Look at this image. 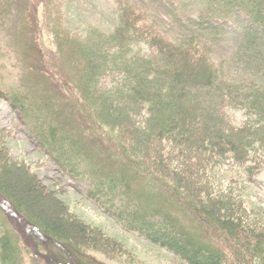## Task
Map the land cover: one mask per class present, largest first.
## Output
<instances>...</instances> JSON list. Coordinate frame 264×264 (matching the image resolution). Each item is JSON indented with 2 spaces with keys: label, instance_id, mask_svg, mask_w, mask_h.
I'll return each instance as SVG.
<instances>
[{
  "label": "trees",
  "instance_id": "obj_1",
  "mask_svg": "<svg viewBox=\"0 0 264 264\" xmlns=\"http://www.w3.org/2000/svg\"><path fill=\"white\" fill-rule=\"evenodd\" d=\"M263 4L206 0L204 8L214 21L240 12L248 19L234 59L253 77L228 75L213 61L205 31L214 32V21H191L202 33L170 39L132 1L117 0L115 28L88 25L82 40L56 12L53 89L38 76L24 89L0 88V97L80 191L127 230L184 264H264V209L246 208L237 182L222 191L216 178L233 171L246 184L264 171ZM12 5L0 0L1 16ZM8 135L0 129V202L10 213L0 217V264L124 263L121 244L66 205L62 216L41 208L38 177L10 156Z\"/></svg>",
  "mask_w": 264,
  "mask_h": 264
},
{
  "label": "rangeland",
  "instance_id": "obj_2",
  "mask_svg": "<svg viewBox=\"0 0 264 264\" xmlns=\"http://www.w3.org/2000/svg\"><path fill=\"white\" fill-rule=\"evenodd\" d=\"M130 1L147 14V22L170 39H175L182 30L202 33L198 32L199 28L192 26L191 21L193 24L195 21L204 20V24L214 21L204 12L206 0ZM48 2L49 0H13L9 12L2 16L0 13V88L24 89L25 84L30 85L32 77L35 79L39 76L45 87L53 89L52 82L56 80L55 74L59 70L60 61L57 48L55 50V44L50 41L49 29L55 24L56 12L60 13V22L62 20L63 24L77 32L75 36L78 40L84 39V27L88 25L98 26L103 31L110 32L118 23L117 0ZM247 20L242 12L232 14L224 20L214 21V32L206 28L208 35L204 33L212 43L213 61L217 65L223 63L221 67L228 75L239 77L245 73L248 77H253L248 69L234 59ZM144 51L147 52V49ZM62 74L64 77L70 76L64 69ZM227 112L236 120H240L241 112L235 109H228ZM17 121L16 111L0 97V129L9 130L8 138L4 141L5 147L13 159L24 162L38 177L42 186L38 199L41 208L52 214L54 212L56 216H62L65 208L63 205H66L79 221L103 230L109 238L121 244L125 255L128 256L122 264H184L174 253L127 230L111 214L90 201L80 191V187L75 185V180L61 171L46 149L30 137L29 129L18 125ZM234 177L233 171L219 173L216 178L217 183L222 185L220 189L226 191L234 180L237 182L235 187L241 193L243 206L262 211L264 171L256 176L252 183L245 184ZM45 192L47 196L44 195ZM53 199L58 205L52 204ZM0 203V217L7 219L10 213L3 202ZM105 259L113 264L115 262Z\"/></svg>",
  "mask_w": 264,
  "mask_h": 264
}]
</instances>
